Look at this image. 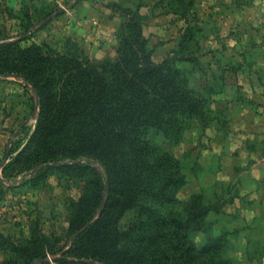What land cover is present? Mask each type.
Returning a JSON list of instances; mask_svg holds the SVG:
<instances>
[{"label": "rangeland", "instance_id": "obj_1", "mask_svg": "<svg viewBox=\"0 0 264 264\" xmlns=\"http://www.w3.org/2000/svg\"><path fill=\"white\" fill-rule=\"evenodd\" d=\"M75 2L0 0V42L29 28L33 41L61 50L76 41L101 63L116 58L123 23H138L150 58L175 57L205 100L175 137H151L180 161L185 182L174 203L140 196L145 208L113 207L103 226L81 233L108 199L96 171L102 166L34 142L37 96L17 74H0V264H136L129 227L152 237L148 260L184 264L175 241L158 239L150 206L190 228L196 250L189 264H264V0ZM196 212L203 214L199 228ZM53 254L67 258L39 261Z\"/></svg>", "mask_w": 264, "mask_h": 264}, {"label": "trees", "instance_id": "obj_2", "mask_svg": "<svg viewBox=\"0 0 264 264\" xmlns=\"http://www.w3.org/2000/svg\"><path fill=\"white\" fill-rule=\"evenodd\" d=\"M120 32L116 58L101 63L84 54L76 41L68 39L65 50L33 41L29 28L20 38L0 42V74H17L37 96L34 142L61 149L70 159L84 156L102 166L104 172L99 168L96 171L101 189L109 191L108 199L97 216L91 215L92 221L84 223L81 233L103 226L113 207L120 213L138 206L145 208L140 196L161 204L176 201L173 191L185 182L180 161L154 144L151 137L157 133L175 137L202 112L205 102L188 86L175 57L168 56L161 62L150 58L138 23L125 21ZM56 159L44 158L41 162ZM147 209L159 216L158 239L175 241L179 262H194L196 245L188 237L190 228L182 219L171 218V212L164 216L156 208ZM202 216L200 212L193 214L195 227H201ZM128 235L137 250L136 264H162L163 256L148 260L152 254L146 252L145 243L150 238L149 246L152 244L151 236L140 235L134 227L128 228ZM64 257L55 261L64 262Z\"/></svg>", "mask_w": 264, "mask_h": 264}, {"label": "water", "instance_id": "obj_3", "mask_svg": "<svg viewBox=\"0 0 264 264\" xmlns=\"http://www.w3.org/2000/svg\"><path fill=\"white\" fill-rule=\"evenodd\" d=\"M5 75H10V74H5ZM61 256H59V255H53V256H47V257H45V258H43V259H40L39 261L41 262V261H46V260H48V259H58V258H60ZM64 258H67V257H64ZM36 262H32L31 264H35Z\"/></svg>", "mask_w": 264, "mask_h": 264}, {"label": "crops", "instance_id": "obj_4", "mask_svg": "<svg viewBox=\"0 0 264 264\" xmlns=\"http://www.w3.org/2000/svg\"><path fill=\"white\" fill-rule=\"evenodd\" d=\"M76 7H78V6H76ZM78 17H79V18H80V17L82 18V17H83V15L76 14V15L72 16V19H75V18H78ZM77 39H78V36H77ZM78 40H79V39H78ZM82 40H83V41H85V39H84V38H83Z\"/></svg>", "mask_w": 264, "mask_h": 264}]
</instances>
